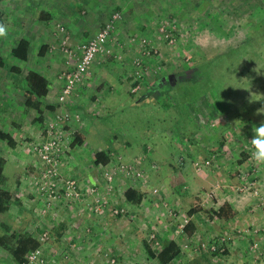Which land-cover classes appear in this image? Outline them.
Listing matches in <instances>:
<instances>
[{"label":"rangeland","instance_id":"obj_1","mask_svg":"<svg viewBox=\"0 0 264 264\" xmlns=\"http://www.w3.org/2000/svg\"><path fill=\"white\" fill-rule=\"evenodd\" d=\"M26 1L29 2V0ZM46 1L54 3L55 6L57 5L55 9L63 7L62 10L65 11L64 17L50 24H34V16H31V14L36 10L38 11V9H35L33 4L34 2L41 4V0L29 2L28 6L31 13L26 11L25 0H13L12 5L20 9V15L15 13L16 17H18L17 19L11 16L9 6L7 7L9 9L8 12L4 11L6 32L0 35V58L4 62V66L0 69V107H3V110L0 111L1 128L8 129L10 125L16 124L17 122H13V120L17 121L18 112L16 109L25 107V96L21 92V86L25 85V75L29 69L35 67L44 69L43 65H50L54 63L50 59H55L59 62L57 63L60 71L61 58L63 59L65 69L56 74L58 75V80L62 83L59 103L63 106L72 101L79 86L91 75L90 71L85 80L77 85L71 97L65 103L60 102L64 86L62 75L68 69L74 68L77 62L74 59L69 60L66 49L78 50L88 42L89 39L87 40V38L90 37V31L87 30V27L89 29L90 27H95L101 19V14H98V9H93L92 12L87 7L92 0ZM125 1L130 6L123 12L124 9L118 10L108 5L110 0H101L105 17L107 18V15H109L108 20L116 13H119L121 17L112 35L110 43L112 53L108 57H102H105V59L111 58L107 62V68L105 69V73L108 76L107 79L110 81L109 83L118 86V90L120 91L125 90L120 85H129L131 94L134 97L137 96V100H134L130 94L121 92L119 101L114 106L113 111L106 113L104 117L91 124L90 128L87 129V143L93 149H102L109 152L112 143L115 141L114 137L118 138L117 145L130 141L133 148L132 155L126 158L124 155L116 154L117 156L109 163L113 165L119 162L120 159L124 163L140 161L138 169L142 173V178H130L125 175H118L112 183V193H110L106 190L107 182L103 177L105 169L101 168L98 180L101 182H97L98 184L96 185L100 187V195L109 204L106 213L113 214V211L117 208L124 209L126 210L124 216H128L130 221L134 219L133 215L125 207L115 205L118 204L117 201L115 202L116 199H119L120 202L124 198V193H122L123 195L120 194L122 190L119 188V185L128 180L141 183L144 188H147L150 183L152 186H158L153 187L151 190V194L158 199L156 204H159V207L163 206L166 212L168 211L171 220L178 221L180 219L179 209L172 205L174 202L170 198L164 199L161 190L165 189V178H171V175L176 174L169 166L171 160L174 161L173 158L175 156L173 155H178L174 151L177 134L173 130L185 128L187 125L191 130L197 127L188 114L187 102H195L196 99L206 94V100L199 101L200 104L193 107L194 111L191 110L202 127L219 131L221 121H226L225 125L221 126L222 128H226V134H221L217 138L213 134V138L208 142L210 151L202 154V156L209 155L208 158L216 157L215 170L213 174H208L212 179L207 182L200 178L201 182H196L195 185L185 183L181 186L183 193L190 194V196L194 195L199 199L200 202H195V208L201 207V203H203L207 210L218 207L217 200L210 197L211 191L219 185L221 186V192L229 190L230 187L233 189L237 187L239 183H237L238 181L235 178L238 177L237 175H235L236 177L233 176V173L237 169L235 160L242 153L248 155V159L250 158L246 152L251 149L250 141L248 140L247 146L243 150L239 148L236 151L234 147L235 133H239L240 128L244 129V125L248 129L254 123L256 124L255 121L259 115L258 113H261V110L264 109V0H210L212 1V7H209V10L223 13L224 15L227 14V17L230 19L227 18L226 22L220 23V20H217L215 17L214 23L209 22L207 24H195L194 22L181 24L174 19L175 16L172 15L170 8L166 7V9H163V7L156 4L153 0ZM133 1L136 2L135 7L133 6ZM176 2L182 4L186 0H174V3ZM63 3H67V6L65 7ZM168 4L171 3L168 1ZM77 5L81 7L78 8ZM83 5L87 6L84 7ZM184 11L185 13H189L187 8ZM23 13H28L26 14L28 16H25ZM20 20L24 23H18ZM35 25L38 30L37 28H34V30L30 29V32L33 33L31 37L35 38L37 35L36 37L41 38L34 42L38 43V47L40 45L50 47L46 57L32 56L29 62L16 60L11 55V51L16 45V37L23 36L26 33V30H23V28L34 27ZM164 25L168 29H174L176 40L173 44L161 31ZM40 30L47 35L45 38L40 36L42 34H38ZM133 39L136 40L133 41ZM143 39L155 47L158 54L144 55L140 52L138 41ZM137 59L141 60L143 68V89L140 93L134 94L132 93V88L137 78V65L135 64ZM15 67H22V74L15 73L13 71ZM51 74L54 75L55 72L53 71ZM118 74L119 76H117ZM164 80H167L166 85H160L161 88L158 89L155 82H163ZM161 82L159 83L161 84ZM170 82H174V84L177 82V84L172 86L174 84H170ZM147 89L153 91L151 94H146L147 96H145L144 92ZM143 95L145 96L144 99L137 103L139 99H142ZM208 105H211V108L214 109L213 112L216 116H211L213 119H210V115L207 113ZM5 115L8 118L3 117ZM82 118V115L79 113L70 115L69 112H57L53 118L47 120L43 125L41 124L42 126L38 124L40 129H42V133L39 138L36 139L35 137L29 144L30 154L34 157L38 166L37 171L29 177L28 186L32 187L35 191V198L41 205L40 213L43 218H46V215L52 209H56L57 204L63 205L71 212L79 214L82 212V208L86 209L89 205L69 204L65 201H60L49 209L46 201L33 185L34 179L40 176L44 168L36 149L48 141L50 126H54L56 134L63 138L66 145V150L60 158L59 172L62 177L76 179L84 191L95 185L86 186L79 179L71 174L69 175L64 170V161L71 151V140L75 139V135L72 139L75 130L71 132L65 129V127L73 122L74 125L77 124L79 126L83 120ZM33 124H36V122L34 121ZM25 128L26 130L28 129V127ZM28 132H30L29 129ZM5 143L0 141L1 158L2 155L7 153L5 150H7L6 147L8 146L2 147ZM181 144H183L184 150L181 153L186 159V147L190 146L189 140L184 138ZM221 144L223 145L221 146ZM218 146L217 150H213V148H217ZM224 146V149L220 148ZM241 151L243 152L241 153ZM222 156L224 160L220 162V157ZM236 156L238 157L236 158ZM206 159L202 158L201 160ZM161 161H167L169 164L158 165ZM190 161L191 168L193 169V162L192 160ZM247 167L243 166L241 168L247 169ZM194 173L198 176L207 175V173L197 174L195 171ZM229 177L230 181L232 180L231 183L227 181ZM161 179L162 182L159 181ZM159 182L161 185L158 184ZM117 188L120 190L117 191ZM167 188H172V185H168ZM238 199L241 198L239 197ZM171 212L176 213L177 217H171ZM106 213L103 218L95 213L94 215L104 220ZM181 224L179 223V230ZM89 229L90 232H88ZM47 231L49 230L45 232ZM92 232L93 228L91 227L84 229V233L88 237L89 235L91 236ZM180 233L182 235L185 234L181 230ZM197 234H199L202 241H208L207 239L211 237V235H208L207 238L205 237L206 234L202 235L199 232ZM50 241L51 235L45 246ZM64 252L62 261H65V264L70 263L72 258L70 257L69 260L65 258L66 255L70 256V253L68 251ZM43 254L45 255V251H43ZM201 255H209V253ZM45 258L48 264H54L46 255Z\"/></svg>","mask_w":264,"mask_h":264},{"label":"crops","instance_id":"obj_2","mask_svg":"<svg viewBox=\"0 0 264 264\" xmlns=\"http://www.w3.org/2000/svg\"><path fill=\"white\" fill-rule=\"evenodd\" d=\"M30 1L34 2L35 0H29V2ZM153 1L163 7V9H166V7L170 8L172 15L175 16L174 19L181 24L185 22L207 24L209 22H213L215 17L217 20H220V23H223V21L226 22V19L229 18L227 17V14L224 15L223 13L209 10V7H212V1L210 0H186V2L182 4L178 2L174 3V0ZM168 1L171 4L167 5ZM29 2L25 0V7L26 11L31 13L28 6ZM41 2L42 5L37 4V2H34L33 4V7L38 9V11L36 10L34 12L36 13L35 15L34 13L31 14V16H34V24H50L51 22L64 17L65 11L62 10L63 7L55 9L57 5L55 6L54 3L47 2L46 0H41ZM12 3L13 0L4 1L2 10L3 12H8L9 9L7 7L9 6L11 16L14 19H17L18 17H16L15 13L19 14L20 9L17 6L12 5ZM135 4L136 2L133 1L134 7ZM63 5L66 7L67 3H63ZM108 5L114 9H124L123 12H125V9L130 6L125 0H110ZM83 6L86 7L87 5ZM79 7L81 6H78V8ZM87 7L92 12L93 9H98V14H101V19L97 22L95 27H90V29L87 27V30L90 31V37L87 38V40H90L101 30V26H104L105 22L108 21L109 15H107V18L105 17V14L103 13L104 7L101 4V0H92ZM185 8H187V11L190 9L193 10L188 11L189 13H185ZM28 13L23 14L28 16L26 15ZM42 14L50 15L52 20L50 22L41 20L40 16ZM18 23L21 24L24 22L20 20ZM34 28H37V26L35 25L34 27L23 28V30H26V33L23 36L16 35L17 39H15V46H17L19 41L22 39H26L30 42L31 48L28 62L31 60L32 56L46 57V54L50 49V47H48L49 49L45 52L44 56H41L42 47L47 45H40L38 47V43H34L35 41H38V39H41L36 37L37 35L35 38L31 37L33 33L30 32V29L34 30ZM38 34H42L40 36L43 38L47 36L42 33L41 30ZM109 59L111 58L105 59V57H101L98 59L91 69V75L88 76L85 82L79 86L72 101L67 103L66 106L59 103L62 83L58 80V75H56L58 72L60 73L62 69H65V64L63 63L62 58L60 71L58 67V60L56 61L55 59H50V61L54 62L51 63L52 65L45 64L43 65L44 69L36 67L31 68L26 73L25 85L21 86V92L24 96L29 90L26 78L28 73L31 71L38 72L48 80V94L41 100V112L27 107L25 97V107L16 109L18 112L17 121L13 120V122H17L16 124L21 125H16L14 123V125H10L8 129H4L1 128L0 123V130L12 135L16 142L15 147H10L7 143H5L6 145H2L3 148L8 146L6 147L7 150H5L7 153L2 155V158L6 161L5 181L3 183V187L12 193L9 212L5 218L7 225L13 232L19 234H29L37 240L40 239L41 235L46 230H49L51 241L48 245L43 247V251H45L46 257L53 261L54 264H65V261H62L64 251H68L70 253V257L72 258V263L70 262L66 264H109L112 258L117 259V264H160L157 259L149 257L145 248V241L150 240V235L153 232L160 239V247L155 249V251L160 250L163 244L175 241L180 248V255L178 258L181 259L184 264H264V259H257L253 253H251L249 249L251 241L249 242L240 238L238 239L236 236L233 238L230 253L224 257L210 255L203 256L190 253L185 254L181 251L182 245L186 242L187 238H190L197 232L202 235L206 234V236H204L208 238V235H211V237L219 235H232L231 228L233 227L242 229L249 227L252 224L264 225V209L260 212L258 211L254 215L250 214V207L255 202L253 198L238 199L239 197L237 194L230 193L229 190H225V192L220 191L218 193V197L215 199L217 200L218 207L207 210L203 203L200 204L201 207L195 208V202H200L199 199H197L194 195L190 196V194L188 195L183 193L181 186L185 183L195 185L196 182H201L200 178L206 180L207 182L212 179V177L208 174L201 176L196 175L191 168L190 160L193 162L197 158H208L209 155L202 156V154L210 151L208 142L211 138H213V134H215V138L220 137L221 134H226V128L221 127L225 125V120L221 121L219 131H213L207 127H202L195 114L191 112L193 107L200 104L199 101L206 100V94L201 98L196 99L195 102H187V111L189 116L192 118L194 125H197L196 129L191 130V128L187 125L185 128L173 130V132H176L177 134V140L176 142L174 141L176 143L174 151L178 154L177 156L173 155L175 156V158H173L174 161L171 160L170 164L167 163V161H161L162 164L158 163V165L162 166L169 164V166L176 172V174L171 175V178H165V189L161 190V194L166 200L170 198L174 202L172 205L179 209L180 219L178 221L171 220L168 215V211L166 212V210L163 209V206L159 207V204H156L158 199L151 194V190L153 187L155 188L158 186H152L150 183L147 188H144L141 183L128 180L119 185V188L122 190L120 191V194L123 195L122 193H124L125 195L126 191L129 189H134L143 196V200L140 205L130 204L124 198H122L120 202L119 199L115 200V202H118V204L115 205L125 207L134 217L133 220L131 219V224L123 230L121 234L117 235L111 230L115 223L116 216L111 213H106L105 219L102 220L94 215L90 206H87L86 209L82 208V212L79 214L77 212H71L63 205L57 204L56 209H52L46 215V218L41 216V205L36 201L34 194L35 191L32 187L28 186L29 177L37 171L38 166L34 157L30 154L29 146L32 139L35 137L36 139L39 138L42 133V129H40L38 124L43 125L47 120L53 118L57 112H69L70 115L79 113L82 115L83 120L79 126L77 124L74 125L73 122L65 127V129L71 132L75 130L72 135V139L74 135H80L83 138V143L82 145H77L73 148L72 141L75 139L71 140V151L69 156L64 161V170L69 175L71 174L79 179L86 186L101 182L98 180L101 174L100 169L103 168V166H98L95 163L96 155L98 153H108L110 161H113V159L117 156L116 154L124 155V157L129 158V156L133 153L131 142L125 141L123 144L117 145V137H114L115 141L112 143L109 152L102 149H93L87 143V129L90 128L91 124H94L100 120L101 117H104L106 113L113 111L114 106L119 101L121 92H126L130 94L134 100H137V96L134 97V95L131 94L129 85H120L125 88L124 91H120L118 90V86L109 83L110 81L107 79V73H105V69L107 68L106 64ZM114 62L116 61L114 60ZM18 69H20L21 72L17 74H22V67ZM53 71L55 72L54 75L51 74ZM117 76H119V74ZM120 81L122 82V80ZM166 81L165 83L159 81L161 84L156 81L155 85H157L159 89L161 88L160 85H166ZM177 82L175 84L174 82H170V84L172 83L174 84L172 86H175ZM152 91L147 89L146 92H144V95L147 96L146 94H151ZM144 95L137 103L144 99ZM208 106L209 108L207 113H209L210 119H213L211 116H216L213 112L214 109L211 108V105ZM2 110L3 107H0V111ZM3 117L8 118L6 115ZM34 121L36 124L32 125ZM255 122L256 124L254 123L251 128H248L250 130L246 129L244 125V129L240 128L239 133H235L236 139L234 147L236 151L239 148L243 150V148L247 146L248 140L251 141L254 135L253 127L259 126L262 122H264V113L259 114L256 117ZM30 125H32L31 128H29ZM25 127H28L30 132H28V129L26 130ZM217 133L218 135L216 136ZM184 138L189 140L190 143V146L186 147V159L181 153L184 152L183 144H181V142L184 141ZM222 145L223 144H221V146ZM218 148L219 146L217 148H213V150H217ZM220 148L224 149L225 146ZM242 152L243 151H241V153ZM246 152L248 153V151ZM237 157L238 156H236V158ZM223 158V156L220 157V162H223ZM240 158H242V160H240ZM235 161L237 168L249 165L248 155L245 153H242ZM262 165L264 168V163H262ZM230 177L227 181L231 183L232 180L230 181ZM235 179H237V183H239L238 178ZM159 181L162 182V179ZM177 183H179V185H177ZM158 184H160V182ZM168 185H172V188H167ZM119 188H117V191L120 190ZM225 204H229L231 206L234 216L229 220H218L213 218L210 211L218 210ZM184 221H188V224H190V230L193 232L191 236L187 232H185L184 235L180 233L179 223H183ZM87 227L93 228V232L91 236L89 235V237L84 233V229ZM262 243L264 246V238ZM0 264H15L10 254L4 249H0Z\"/></svg>","mask_w":264,"mask_h":264},{"label":"built area","instance_id":"obj_3","mask_svg":"<svg viewBox=\"0 0 264 264\" xmlns=\"http://www.w3.org/2000/svg\"><path fill=\"white\" fill-rule=\"evenodd\" d=\"M120 14L116 13L104 24L101 30L78 50L66 49L69 60H76V65L72 69H68L62 75L64 80V86L60 102L65 103L69 97L73 94L78 84L83 82L90 73L94 63L99 57H108L111 53V41L117 23L120 21ZM161 31L165 34L171 44L175 42L174 29H168L166 25L162 26ZM136 39H133V41ZM140 52L144 55L158 54L155 47L143 39L138 41ZM137 65V78L132 93H140L143 89V68L141 66V60L135 61ZM40 161L43 165L42 172L39 177H36L33 181L34 187L39 191L41 197L46 201L47 207L51 209L56 203L65 201L66 203H76L80 205H90L92 211L103 218L109 204L100 195V187L93 185L84 191L82 186L76 179L62 177L59 172L61 155L66 150L63 138L57 135L54 126H50L48 141L36 149ZM252 147L249 154V165L247 169L238 167L233 175H237L239 184L237 187L229 188L230 193L237 194L240 198L249 197L254 199L255 202L251 205L250 214L254 215L258 211L264 209V168L262 163H257L251 156ZM216 157L208 158L206 160L195 159L193 161V169L197 174L207 173L213 174L215 170ZM140 161H134L132 163H124L120 159L119 162L111 165L110 163L103 166L105 169L103 177L107 182L106 190L112 193V183L118 175H125L130 178H142V173L139 171L138 166ZM224 189H226L224 187ZM221 191L219 185L216 189L211 191L210 197L217 198L218 193ZM156 192V191H155ZM88 205V206H89ZM46 213V211H45ZM113 214L118 217L126 214L124 209H115ZM171 217L176 218L177 214L171 212ZM188 225V221H184L181 224L180 230L185 233V228ZM90 232V229L88 230ZM232 235H219L212 236L207 239L208 241L200 240L199 234L195 233L190 238L188 237L182 245L183 253H190L201 255L203 253H209L216 257H224L231 251L232 241L235 236L239 239L251 241L249 249L251 253L257 259H264V246L262 240L264 238V225L252 224L245 228H231ZM50 238V232H44L39 241L42 247L29 254L28 262L25 264H48L45 255L43 254V247ZM157 238L155 233L150 235V240ZM250 239V240H249ZM252 239V240H251ZM154 249L160 247V242L154 243ZM67 260L70 259L69 255H66ZM109 264H117V259L112 258ZM144 264V263H141ZM169 264H184L179 258L175 259Z\"/></svg>","mask_w":264,"mask_h":264},{"label":"trees","instance_id":"obj_4","mask_svg":"<svg viewBox=\"0 0 264 264\" xmlns=\"http://www.w3.org/2000/svg\"><path fill=\"white\" fill-rule=\"evenodd\" d=\"M6 0H0V25L6 28V22L4 19V12L2 10V5ZM41 20L50 22L52 20L50 15L42 14ZM31 44L28 40L22 39L19 41L17 46L12 49L11 55L16 60L21 62H28ZM48 46L42 47L41 56H44L45 52L48 50ZM4 66L3 60L0 58V69ZM15 73H20V69L14 68ZM29 90L25 93L26 105L27 107L34 109L38 112L42 111V99L48 94V80L36 71H31L28 73L26 78ZM0 141L6 142L10 147H15L16 142L12 135L5 133L0 130ZM83 138L80 135L75 136V140L72 143L73 148L77 145H82ZM110 162V157L108 153H98L96 155L95 163L98 166H106ZM5 168L6 161L0 157V249L7 251L12 257L15 264H25L28 262L29 254L37 249L41 248V242L35 239L29 234H19L13 232L12 229L5 222L6 215L9 212L10 203L12 200V193L7 191L3 187L5 181ZM125 200L134 205H140L143 200V196L139 194L134 189H129L124 195ZM213 218L218 220H229L234 216L233 209L229 204H225L218 210L210 211ZM131 221L128 216H118L116 217L115 223L112 226V232L120 234L125 230ZM190 236L192 231L190 230V224L185 228ZM160 239L157 237L155 239L145 241V248L150 258L157 259L160 264H169L177 259L180 255V248L175 241L167 242L163 244L160 250L155 251L154 243L158 242Z\"/></svg>","mask_w":264,"mask_h":264},{"label":"clouds","instance_id":"obj_5","mask_svg":"<svg viewBox=\"0 0 264 264\" xmlns=\"http://www.w3.org/2000/svg\"><path fill=\"white\" fill-rule=\"evenodd\" d=\"M5 32L6 28L3 25H0V35H3ZM261 113H264V109L261 110ZM253 133V138L249 142L252 147V159L257 163H264V122L259 126H254Z\"/></svg>","mask_w":264,"mask_h":264},{"label":"flooded vegetation","instance_id":"obj_6","mask_svg":"<svg viewBox=\"0 0 264 264\" xmlns=\"http://www.w3.org/2000/svg\"><path fill=\"white\" fill-rule=\"evenodd\" d=\"M163 83H165V81Z\"/></svg>","mask_w":264,"mask_h":264}]
</instances>
